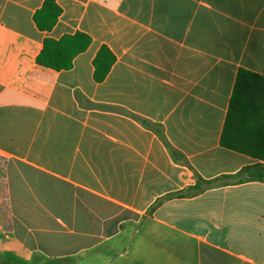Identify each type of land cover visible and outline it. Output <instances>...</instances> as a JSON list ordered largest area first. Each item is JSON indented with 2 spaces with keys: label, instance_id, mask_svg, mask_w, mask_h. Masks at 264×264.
I'll use <instances>...</instances> for the list:
<instances>
[{
  "label": "crops",
  "instance_id": "crops-1",
  "mask_svg": "<svg viewBox=\"0 0 264 264\" xmlns=\"http://www.w3.org/2000/svg\"><path fill=\"white\" fill-rule=\"evenodd\" d=\"M43 3L0 0L4 239L76 264H264V181L233 178L264 163L220 144L238 71L264 77V0H57L51 31ZM75 32L92 42L70 69L36 63Z\"/></svg>",
  "mask_w": 264,
  "mask_h": 264
},
{
  "label": "trees",
  "instance_id": "trees-1",
  "mask_svg": "<svg viewBox=\"0 0 264 264\" xmlns=\"http://www.w3.org/2000/svg\"><path fill=\"white\" fill-rule=\"evenodd\" d=\"M62 9L57 0H44L42 7L34 14V22L42 31H51L56 25ZM91 37L83 32L65 34L59 39L46 38L36 57L40 66L57 71L68 70L74 58L91 44ZM116 56L102 46L93 60L94 79L102 82L108 75ZM107 110H120L112 105H97ZM221 146L246 154L264 163V77L241 68L229 103L224 128L220 139ZM178 157V156H177ZM179 160L181 158L178 157ZM198 181H202L199 177ZM238 182L264 181V165L244 168L233 177ZM205 185L211 182L203 181ZM195 185L188 188V194L200 191ZM185 191L176 193L181 196Z\"/></svg>",
  "mask_w": 264,
  "mask_h": 264
},
{
  "label": "rangeland",
  "instance_id": "rangeland-1",
  "mask_svg": "<svg viewBox=\"0 0 264 264\" xmlns=\"http://www.w3.org/2000/svg\"><path fill=\"white\" fill-rule=\"evenodd\" d=\"M80 259H82L81 264H89L88 261H83V258ZM74 260L71 257L69 260L52 261L39 255L28 254L16 247L13 243L6 241L4 234L0 233V264H76Z\"/></svg>",
  "mask_w": 264,
  "mask_h": 264
}]
</instances>
